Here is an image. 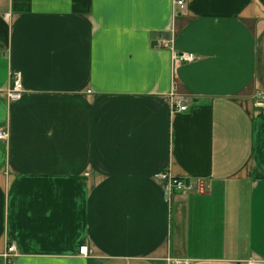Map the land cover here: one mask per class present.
Returning a JSON list of instances; mask_svg holds the SVG:
<instances>
[{
    "label": "crops",
    "instance_id": "0c3cea01",
    "mask_svg": "<svg viewBox=\"0 0 264 264\" xmlns=\"http://www.w3.org/2000/svg\"><path fill=\"white\" fill-rule=\"evenodd\" d=\"M184 1L0 0V264H264V0Z\"/></svg>",
    "mask_w": 264,
    "mask_h": 264
},
{
    "label": "built area",
    "instance_id": "2783aa9c",
    "mask_svg": "<svg viewBox=\"0 0 264 264\" xmlns=\"http://www.w3.org/2000/svg\"><path fill=\"white\" fill-rule=\"evenodd\" d=\"M184 0H174V7L176 9H182L184 7ZM175 9V10H176ZM169 44V41H162L161 45L163 47H167ZM172 58L174 61H182V62H192L195 59L194 54L192 53H178V52H172ZM173 90V89H172ZM23 89L20 81V77L18 73H14L12 75L11 79V85L9 90L7 91V96L9 102H16L20 99L22 95ZM259 102L264 105V96L261 97V100ZM170 107L174 111H185L186 105L183 104V101L180 98H177L171 91L170 93ZM6 132L0 130V140H4L6 138ZM154 178L161 179L164 181L163 184V193L164 196L170 200L171 196L175 193H182L185 192L190 188L189 182L185 181L184 179L172 177L166 173H157L154 175ZM78 254L80 256H86L87 255V249L85 246L79 247ZM3 258L5 259V264H14V257L16 256L15 247L13 244H9L6 246V249L3 253ZM169 264H188L186 261L181 260H170Z\"/></svg>",
    "mask_w": 264,
    "mask_h": 264
},
{
    "label": "water",
    "instance_id": "95a60500",
    "mask_svg": "<svg viewBox=\"0 0 264 264\" xmlns=\"http://www.w3.org/2000/svg\"><path fill=\"white\" fill-rule=\"evenodd\" d=\"M256 104H260V103H256Z\"/></svg>",
    "mask_w": 264,
    "mask_h": 264
},
{
    "label": "rangeland",
    "instance_id": "374dc122",
    "mask_svg": "<svg viewBox=\"0 0 264 264\" xmlns=\"http://www.w3.org/2000/svg\"><path fill=\"white\" fill-rule=\"evenodd\" d=\"M3 255V254H2ZM3 257V256H2Z\"/></svg>",
    "mask_w": 264,
    "mask_h": 264
}]
</instances>
